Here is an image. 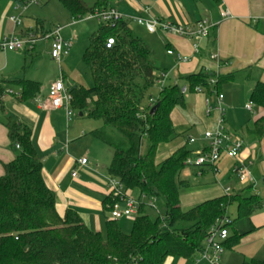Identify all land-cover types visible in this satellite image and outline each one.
I'll use <instances>...</instances> for the list:
<instances>
[{"label": "trees", "instance_id": "1", "mask_svg": "<svg viewBox=\"0 0 264 264\" xmlns=\"http://www.w3.org/2000/svg\"><path fill=\"white\" fill-rule=\"evenodd\" d=\"M5 1L25 8L34 0H0V4ZM59 1L73 17H84L119 0ZM109 38L116 41L110 49L106 47ZM153 58V50L134 33L128 20L114 27L101 24L82 57L94 85L70 88L73 109L82 117L102 123L91 135L113 150L108 176L145 199L132 230L127 233L120 220L107 219L105 234L94 232L73 210L60 217L57 196L45 182L43 161L33 145L31 128L5 116L1 120L11 144H19L21 150L12 162L3 164L0 177V264H165L169 258L193 259L203 250L211 228L228 217L231 206L237 207L235 221L250 218L262 209L259 196L240 194L223 195L186 211L181 208L184 182L180 176L192 150L185 146L160 165L155 158L159 145L173 140L171 113L177 107L184 108L186 100L181 87L167 86L155 104L159 107L154 115L143 106L147 91L155 86L158 68ZM211 77L214 75L188 77L191 92L197 86L208 88ZM225 82L218 77L217 89ZM12 83L22 86L23 100L40 90V85L32 81ZM2 91L0 87V94ZM251 101L264 108V83L255 86ZM3 104L0 96L1 114ZM252 135L264 138V117L255 122ZM144 142L148 147L145 153ZM150 200L156 208L149 205ZM111 201L108 196L103 202L107 213ZM233 224L227 226L230 235L223 244L225 249L237 246L242 237ZM245 264H264V260Z\"/></svg>", "mask_w": 264, "mask_h": 264}, {"label": "crops", "instance_id": "2", "mask_svg": "<svg viewBox=\"0 0 264 264\" xmlns=\"http://www.w3.org/2000/svg\"><path fill=\"white\" fill-rule=\"evenodd\" d=\"M30 6L16 8L20 12L18 16L22 18L21 27L29 20ZM114 6L128 17L152 16L180 25H194L200 20L217 24L211 36L201 41L200 51L196 54L192 40L162 32L151 34L136 22L129 21L134 33L153 50V60L158 68L155 77L161 72H170L167 86H189L187 78L198 74L226 79L218 90L224 95L225 128L243 139L241 160L250 168L254 184H240L233 173V168L239 165V161L225 157L219 164L218 173L207 167L185 168L191 169L193 174L199 177H212V184L206 191L186 195V201L191 203L199 196L204 198L202 202L219 198L225 195L224 189L228 187L232 188V194H240L243 197L259 196L263 207L250 218L235 221L237 207L235 218H229L234 222L233 229L242 237L237 246L224 250L220 264H245L249 260H264V199L261 195L264 194V138L258 139L252 135L255 122L264 117V108L256 104L252 112L245 108L251 102L255 86L264 83V0H119ZM221 9L228 10L231 18L222 20ZM72 18L71 22L63 27L64 31L84 25V22L72 25ZM6 19L7 17L3 16L0 20V40L9 35V32L4 30ZM27 27L21 30L22 37L30 34V27ZM99 28L98 23V28L92 33L97 32ZM64 37L75 42L71 54L63 60L68 62L65 68L69 70L79 37L71 31ZM168 51L188 57L189 61L179 63L176 56L169 55ZM42 54H36L35 59L31 60V54L28 52L0 51V87L13 92V95L4 98L3 113L0 114V177L4 173L3 164L12 162L20 151L12 146L8 129L1 120L5 116H12L32 130L33 145L43 161L45 182L57 196L56 209L59 216L63 218L68 210H73L90 230L104 234L105 223L110 218L103 202L109 195L106 178L113 152L91 135V132L100 129L102 125L97 124L94 129H89L90 131H85L80 125L71 127L72 118L69 120L64 110L47 111L39 106V102L47 98L50 84L58 80L61 74L69 89L85 87L83 78L72 73L73 69L66 73L62 64L60 74L50 76L48 71L44 70V65L46 62L56 63L52 58L49 60V56ZM19 80L38 83L39 92L23 100L22 86L12 83ZM154 90L158 91L156 86L147 91L145 101L147 96L155 98L152 93ZM190 98L191 103L172 111L171 120L175 136L169 143L159 145L156 165H160L185 146L192 150V153L195 152L197 146L189 145V138L202 140L204 131L216 127L218 114H208L207 106V100L212 106L216 105V94L207 90L204 94L191 93ZM149 103L150 99L143 106L148 107ZM180 109L183 112H180ZM202 122H205V126ZM82 158L88 159V166L78 169V176L73 178L72 174L78 167L75 161ZM102 160L106 162L105 166L103 165L104 172L99 167ZM221 179H227L228 185H222ZM130 193L135 197L139 195L135 190ZM182 204L181 197L183 209ZM165 264L209 263L197 254L193 259L169 258Z\"/></svg>", "mask_w": 264, "mask_h": 264}, {"label": "built area", "instance_id": "3", "mask_svg": "<svg viewBox=\"0 0 264 264\" xmlns=\"http://www.w3.org/2000/svg\"><path fill=\"white\" fill-rule=\"evenodd\" d=\"M49 0H34L30 5H41ZM146 13L147 11L144 10ZM220 16L222 20L231 18V13L228 10H220ZM14 30L9 36H6L0 40V51L4 53L8 52H30L34 50V46L37 42L45 40L51 44V58L55 60L59 66L62 61L67 58L74 47L72 40H67L64 35L63 27H56L49 33L44 34L42 37L33 34H27L21 37L17 34V29L22 25L21 16L11 17ZM89 20H95L100 25H108L114 27L117 22L121 20L134 21L139 26L144 27L149 33L156 34L162 32L168 35H176L188 40L194 41V53L198 54L200 51V43L202 40L211 36V33L217 27V24H213L208 20H200L194 25H180L170 21H163L159 18L152 16H137L128 17L123 15L115 6L103 7L96 10L92 14H88L84 17L77 16L72 18V25L86 22ZM116 45L114 38L107 40L106 47L108 49L113 48ZM171 56H176L179 63L188 62V57L174 54L173 51L167 52ZM170 77V72H161L155 78V86L158 92L161 94L167 87V82ZM208 88L205 86H197L193 92H191L189 86L181 88L182 94L187 95L191 93L204 94L207 90L215 93L217 96V102L215 106H212L207 100L208 114L211 112H217L218 120L214 129L206 130L203 132V139L198 140L196 138H189V145L197 146V150L189 156L184 162L185 167L202 168L207 167L212 169L215 173H218V167L223 158H229L239 161V165L233 168L234 176L238 179L242 185H253L254 177L249 167L245 166L241 160L242 151L244 149V141L240 136L228 131L225 128V109H224V95L221 94L218 89V76L211 77L208 81ZM159 94V95H160ZM9 95H13L11 90H3L0 94L1 98H5ZM158 99L150 98L149 109L151 110L156 104ZM73 96L70 93V89L65 85L63 75L60 78L50 84L48 90V96L43 101L39 102V106L43 110H64L69 120L73 118L77 112L72 107ZM254 103L251 101L246 105V110L252 112ZM1 114V107H0ZM143 118H145L143 116ZM16 149L21 150L19 144L15 145ZM78 166L72 177L78 176V169L88 166V159L82 158L75 161ZM107 188L109 195L111 196V203L107 205V211L110 219L122 220L132 219L134 220L139 212V208L142 202L145 200L140 196H133L126 189L124 184L117 178L107 176L106 178ZM225 195L232 194V188L224 189ZM149 205L156 208L154 201H149ZM231 223V220L226 217L218 221L209 231L208 237L205 240L203 250L200 252L202 260L209 264H220L221 256L225 250L223 244L229 238L230 231L227 227Z\"/></svg>", "mask_w": 264, "mask_h": 264}, {"label": "rangeland", "instance_id": "4", "mask_svg": "<svg viewBox=\"0 0 264 264\" xmlns=\"http://www.w3.org/2000/svg\"><path fill=\"white\" fill-rule=\"evenodd\" d=\"M87 1L89 3L93 2V0H87ZM12 3H13L12 1H5L0 4V20L2 19L3 16L7 17V19L4 21V30L6 32H9V35H11L14 30L13 24L10 22L11 21L10 18L15 17V16L18 17V14L20 13L19 11L16 10L17 6L16 5L14 6L13 5L14 3L13 4ZM28 11H29L28 13L29 20L28 22H25V26L30 27V30H31V31L29 30L30 34H33L36 36L38 35L39 37H42L44 34L49 33L56 27H66V25L71 22V18H72V15H70V13L64 10L59 0H51L50 3L48 4H41V5L32 4L28 8ZM25 26H22V27L20 26L17 29V34L19 36H21V30L25 29L24 28ZM97 28H98V22L95 20H89V21L84 22V25L82 26H78L70 30L66 29V31H64V35L69 33V31H71L72 33L74 32L76 36L79 37V39L78 41H76L75 51L71 59V62H72V65L70 64L71 68L69 70H66L68 66L67 64L68 62L66 60H65L66 62L62 61L63 62L62 66L64 67V70L66 73H68L71 69H73L71 71L72 73L81 76L83 78V82H84L83 84L85 85L86 88L93 87L94 82H93L92 76L88 68L83 64L82 57H83L85 48L89 44V39L93 34L92 32L95 31ZM33 32H37V34ZM28 53L31 54V56L29 57L31 60L35 59L34 56L36 54H42V53H43L42 55L44 56L46 55L49 56V60H51L50 59L51 58V44L45 40H41L38 43H36V45L34 46V50H31ZM55 63L56 64H49V62H46L44 65V70H47L48 74L52 77L57 73L60 74L59 70L61 66H59V64L56 61ZM138 84H142V81L138 80ZM152 93H154L155 95L154 99L159 98L160 93L157 90H154ZM190 96L191 94L185 95V100L187 104L192 102V98H190ZM150 98L151 97L147 96L146 101H144V103L148 102ZM180 112H183V111L180 109ZM202 123L205 126V122H202ZM97 124L99 126L102 125L101 121H96L93 119H89L87 117H79L78 113L72 118L71 123H70L71 127L73 126L76 127L77 125H80L83 127L85 131H90L89 129H94L93 127H95ZM75 141L77 142V140ZM106 148H109V147H106ZM147 148H148L147 143L144 142L143 148H142L143 153L147 151ZM108 150L113 152L111 148H109ZM101 163L102 164H99V167L104 172L103 165L105 166L104 163L106 162L102 160ZM193 173L194 171L187 168L182 172L180 176V180L184 182V187L181 190V197H182V202H183L182 207H183V210L185 211L186 209L193 208L199 203H201L202 201H204L203 200L204 198L199 196V198H197L196 200L190 203L186 201V195L190 196L192 194H197L201 190L206 191L207 187L210 184H212L211 176L207 175L202 178V177H199V175H196ZM220 183L224 186H227L228 180L221 179ZM261 195H263L262 198L264 199V194H261ZM145 202H148V201H145ZM227 215H228V218H230L231 220L235 218L236 205H233L228 209ZM120 226L125 232L129 233L133 227V220L131 218L122 219L120 220Z\"/></svg>", "mask_w": 264, "mask_h": 264}, {"label": "water", "instance_id": "5", "mask_svg": "<svg viewBox=\"0 0 264 264\" xmlns=\"http://www.w3.org/2000/svg\"><path fill=\"white\" fill-rule=\"evenodd\" d=\"M158 107H159V104L155 105V106L151 109L150 114H151V115H154V114L156 113ZM80 116H82V114H80Z\"/></svg>", "mask_w": 264, "mask_h": 264}]
</instances>
